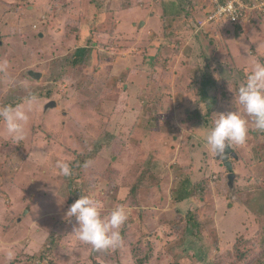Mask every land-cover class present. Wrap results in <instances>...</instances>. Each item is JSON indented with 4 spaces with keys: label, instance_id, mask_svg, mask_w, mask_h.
Wrapping results in <instances>:
<instances>
[{
    "label": "rangeland",
    "instance_id": "obj_1",
    "mask_svg": "<svg viewBox=\"0 0 264 264\" xmlns=\"http://www.w3.org/2000/svg\"><path fill=\"white\" fill-rule=\"evenodd\" d=\"M211 3L0 0V61L8 62L0 107L27 109L30 94L52 92L32 106L22 142L0 122V264L9 247L11 264H264V132L250 125L247 144L230 147L232 192L203 140L217 114L238 107L236 88L254 62H264V13L195 33ZM82 48L94 51L89 62L54 83ZM207 73L211 87L199 84ZM48 100L57 107L43 113ZM56 160L70 161L73 173L59 175ZM69 178L105 215L126 208L119 248L96 251L71 235ZM110 180L115 200L105 199ZM183 182L193 195L175 205ZM176 210L195 215L197 236L166 233Z\"/></svg>",
    "mask_w": 264,
    "mask_h": 264
},
{
    "label": "clouds",
    "instance_id": "obj_2",
    "mask_svg": "<svg viewBox=\"0 0 264 264\" xmlns=\"http://www.w3.org/2000/svg\"><path fill=\"white\" fill-rule=\"evenodd\" d=\"M223 10V9H222ZM8 68L7 61H0V72ZM39 101L36 94L27 97V109L20 106L4 105L0 107V122L8 138L14 143L25 139L29 113ZM233 102L235 110L219 113L212 126L203 130V140L208 151L214 156H224L232 145L245 146L248 141L250 125L253 130L264 132V62L256 60L238 84ZM91 161L85 162L89 167ZM55 168L59 175L72 174L70 161L56 160ZM75 218L72 236L93 250H115L122 245L121 229L128 220V212L123 205L112 208L104 214L103 203L88 195H80L65 213V219ZM15 249L9 247L6 261L11 264L15 259Z\"/></svg>",
    "mask_w": 264,
    "mask_h": 264
},
{
    "label": "trees",
    "instance_id": "obj_3",
    "mask_svg": "<svg viewBox=\"0 0 264 264\" xmlns=\"http://www.w3.org/2000/svg\"><path fill=\"white\" fill-rule=\"evenodd\" d=\"M220 1L221 2H225L226 0H220ZM179 6L182 8V7H185L187 5L185 3H180ZM180 14L181 13H180L179 10L175 12L176 16H179ZM204 16H206V15H204ZM204 16H202V17H204ZM196 21H198V19ZM92 52L94 53V51L92 49H90V48L77 49L71 55V57L68 58V60L66 62L67 63V67L63 68V70H61V74L62 75L60 76V78L55 79L54 83H56V82L61 83L62 82V80L64 79V76H65V74H64L65 71H66L65 69H67L68 67L73 69V68H76L79 65L88 63L89 60H90V55H91ZM208 69L209 68L207 67V70ZM204 77L206 79L203 80V78H202L201 79L202 81L199 82V84L203 83V84L208 85L210 87L213 86L214 82H213L211 76L208 74V76L204 75ZM41 97H45V98H48V99L51 98L52 97L51 90L46 91V93L41 94ZM18 102L19 101H17V103ZM72 171H74V169H72ZM140 177H142V176H140ZM76 178H69L68 179L69 183H71V185H75V191L76 192H73L74 200L78 199L79 196L82 195V192H81V189H80V188H82V186H80L82 182H77ZM140 182H141V180L137 179V181L135 182V185L133 186L132 190L136 189L137 185ZM185 184H186V182H185ZM113 185H114L113 181H111V180L108 181L107 189H106V193H105L106 194V198L105 199L115 200V196L108 195V192H109L110 188L113 189L114 187H116V185H114V186ZM186 185H188V184H186ZM132 190L129 192L130 194L132 193ZM193 192H194L193 190H188L187 187L184 186V182H183V186L180 189L176 190L174 192L175 193L174 195L172 193V195H173L172 196L173 204L176 205V204H179L181 202L189 200L191 195H193ZM130 194H128L126 199H128ZM131 196L133 197V195H131ZM175 212H176V214L172 217L175 220L173 219L174 221L172 220V221L169 222V220H168V221L165 222V226L164 227H165L166 233L168 235H170V234L177 233V232H179V231L184 229V238L183 239L186 238L187 233L191 237L197 236V234H199V232H200L199 229L201 227H198L196 229L197 221L195 219L196 218L195 215H193L191 211L187 212L185 216L180 211L176 210ZM175 244H177V242L176 243H174V242L172 243V245H175ZM215 249H218V248L216 247ZM41 253H45V250H42Z\"/></svg>",
    "mask_w": 264,
    "mask_h": 264
},
{
    "label": "built area",
    "instance_id": "obj_4",
    "mask_svg": "<svg viewBox=\"0 0 264 264\" xmlns=\"http://www.w3.org/2000/svg\"><path fill=\"white\" fill-rule=\"evenodd\" d=\"M212 8L199 23V28L208 27L226 21L229 24H238L243 18L259 11L264 13V0H211ZM223 9V10H222Z\"/></svg>",
    "mask_w": 264,
    "mask_h": 264
},
{
    "label": "water",
    "instance_id": "obj_5",
    "mask_svg": "<svg viewBox=\"0 0 264 264\" xmlns=\"http://www.w3.org/2000/svg\"><path fill=\"white\" fill-rule=\"evenodd\" d=\"M26 73L33 80H38L41 77L40 73H37V72H34V71H28ZM54 106H55V102L50 101L44 107V110L46 111V110H48L50 108H53ZM217 157H220V156H217ZM230 157L231 158H236V155L231 151V148H227L225 155L220 157V158H221L222 162L224 163V166H225L226 170L228 171V174L226 176L227 188H228L229 192H232V190H234V183H235L236 175L232 172V164L229 161Z\"/></svg>",
    "mask_w": 264,
    "mask_h": 264
},
{
    "label": "crops",
    "instance_id": "obj_6",
    "mask_svg": "<svg viewBox=\"0 0 264 264\" xmlns=\"http://www.w3.org/2000/svg\"><path fill=\"white\" fill-rule=\"evenodd\" d=\"M198 22V21H197ZM197 28H196V31H195V33H198V32H204V33H207L208 32V30H207V27L206 26H204V28H199L198 27V25L196 26ZM29 71H32V70H29ZM38 73V72H37ZM42 76V75H41ZM41 78V77H40ZM40 78L38 79V80H40ZM33 80V79H32ZM35 81H37V80H35ZM39 98H42L41 97V94L38 96ZM43 98H45V97H43ZM51 99V98H50ZM50 101H53L54 102V100H50ZM49 100H48V102H46L44 105H43V107H42V112L43 113H47V112H49V111H51V110H53V109H55L56 107H57V104H55V106L53 107V108H50V109H48V110H44V107L50 102ZM18 103H20V101L18 102ZM4 178H7V177H4Z\"/></svg>",
    "mask_w": 264,
    "mask_h": 264
}]
</instances>
